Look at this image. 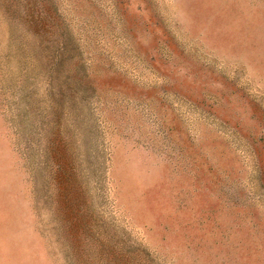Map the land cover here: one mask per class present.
<instances>
[{
	"label": "rangeland",
	"instance_id": "374dc122",
	"mask_svg": "<svg viewBox=\"0 0 264 264\" xmlns=\"http://www.w3.org/2000/svg\"><path fill=\"white\" fill-rule=\"evenodd\" d=\"M0 264H264V0H0Z\"/></svg>",
	"mask_w": 264,
	"mask_h": 264
}]
</instances>
